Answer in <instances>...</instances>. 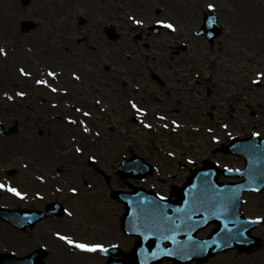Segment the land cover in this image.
Segmentation results:
<instances>
[{
  "label": "rangeland",
  "instance_id": "1",
  "mask_svg": "<svg viewBox=\"0 0 264 264\" xmlns=\"http://www.w3.org/2000/svg\"><path fill=\"white\" fill-rule=\"evenodd\" d=\"M179 1L186 3L182 12L172 10L168 0H30L26 5L20 0H0V31L4 32V36L6 32L2 39L7 52L4 58L13 65L11 69L0 67V93H9L10 97L15 94L17 97L11 105L8 104L12 103L10 99L0 95V123L6 127L13 123L18 126L17 132L12 135L0 134V184L5 185L0 189V206L42 209L46 203L58 201L64 207L62 216H49L22 232L0 220V230H9L7 238L0 239L1 253L21 256L44 247L48 252L45 264H105L108 260L102 252H82L67 245L57 238L56 233L59 232L79 243H99L105 249L119 247L124 257H130L135 239L122 233L120 226L125 205L110 197L111 190L125 188L128 182L136 183L116 177L115 170L122 157L135 153L151 161L159 160V164L167 155L177 154L188 155L196 165L216 161L220 167H242L241 157L215 152L220 142H214L213 137H226L225 132L231 131L237 137L255 133L264 138V0ZM209 4L214 5L211 10L217 14L223 28L213 46L196 35L202 14L210 10ZM134 20L142 23L136 24ZM2 21H6V26L2 25ZM23 21H32L36 27L23 31ZM157 21L171 23L175 30L164 28L158 35L147 34V27ZM107 25L115 26L121 35L118 40H106L102 29ZM142 32L145 37L142 36L139 42L135 37ZM44 35L57 43V51L48 52L47 58L55 63L54 69H49L61 70L62 74L54 81L59 85L57 92L62 98H55L47 87L39 88L37 92L46 95V101L60 102L65 106L56 108L49 105L46 113L36 110L22 113L28 107L22 101H28L31 95H17L24 92L17 83L28 76L32 79L45 76L47 66L34 61L36 48L32 44L34 37L42 40ZM86 35L92 37L91 43L102 49L105 57L82 56L77 47L85 41L82 38ZM67 39L71 45L67 44ZM12 43L17 48L14 52L8 50ZM167 44L171 45L164 49L159 46ZM180 45H185L187 51L174 54ZM159 56L164 59L157 61ZM171 58L174 60H169ZM21 59H26L23 69L30 73L28 76H22L19 71L22 67L15 65ZM99 64H110L111 74H119L116 77L120 83L117 85L119 97L115 98V104L106 105L103 101L104 111L99 105L87 109L91 117L85 119L88 123H84L83 127L103 134H100V140L86 143L77 135L78 127L82 125L78 121L80 112H77V107L70 112L76 120L75 124L69 123L70 128L63 126L61 123L66 122L60 118L72 108L69 105L74 95L84 94L92 104L99 91L88 81L72 83L69 87L63 86L62 82L67 77L71 78V74L87 78L84 73L98 71ZM134 68L147 87L139 91L142 99L137 102L147 111L142 116L146 123L130 122L131 117H140L129 104V100L136 101L138 98L122 97V93L131 92L128 88L120 89L121 79L133 77ZM188 68L190 74L185 72ZM149 70L166 72L169 76L167 86L160 89L151 81ZM8 77L11 84L6 81ZM180 77H190L185 85L189 93L188 106L186 99L177 93ZM256 79L260 81L257 87L253 85ZM46 80H50L48 75ZM183 82L182 78L179 84L183 86ZM15 86L18 88L16 93ZM110 88L113 89L112 85ZM209 88L213 90V95L207 97ZM118 99L120 103L116 102ZM240 102L239 110L236 105ZM211 106L220 107L221 120L217 116L209 121L207 113ZM158 116H164L168 121L164 123ZM169 119L176 123L168 124ZM222 123L227 125L224 131ZM144 124H151L152 127L146 128ZM165 124L168 126L164 127ZM55 125L61 126L72 145H65L57 155H46V163L41 164L40 169L53 179L50 186L30 183L24 176L23 151L19 147L29 137L35 144L29 146L31 151H39L41 146L38 145L51 138ZM75 139L80 152L73 146ZM90 157L109 176L108 182L87 164ZM10 169L16 172L9 175ZM158 176L157 172L154 173V178L147 180L145 186L157 188L160 184ZM167 180L172 181L170 177ZM9 187L16 188L23 198L9 192ZM73 188L75 193L71 191ZM242 199L240 209L244 215L264 218V188L259 193L246 192ZM101 205L104 207H99ZM98 210L103 212L97 213ZM211 228L206 227L198 235L204 237ZM252 233L260 238L259 247L245 253L229 250L204 263L190 264H264V222ZM160 264L173 263L162 261Z\"/></svg>",
  "mask_w": 264,
  "mask_h": 264
},
{
  "label": "water",
  "instance_id": "2",
  "mask_svg": "<svg viewBox=\"0 0 264 264\" xmlns=\"http://www.w3.org/2000/svg\"><path fill=\"white\" fill-rule=\"evenodd\" d=\"M216 20L213 11L204 15L198 31L210 42L221 31ZM26 25L27 29L34 26ZM106 33L112 39L118 37L113 27L107 28ZM14 129L15 126L10 131ZM0 131H3L2 125ZM226 151L244 157L245 167L241 172L220 171L214 166L196 169L183 187L173 191L172 197L167 199H160L142 187H136L133 192H113L112 197L119 198L126 205L121 221L123 232L138 236V239L131 260L110 258L106 264H159L163 259L173 260L175 264H188L192 260L204 262L227 249L247 251L257 247L259 238L252 236L250 231L264 220L244 217L239 212V205L242 191H260L264 187V139L256 135L234 139ZM149 167L141 158L133 157L131 161H122L117 174L143 179L151 174ZM131 169L135 170L129 173ZM220 174H233L243 179L236 183H219L216 178ZM51 205L53 210L47 205L44 211L0 207V218L22 230L26 226L32 227L49 214H61L63 208L58 203ZM212 222L216 224L213 232L204 239H198L195 233ZM165 242L168 245H164ZM105 253L109 257L120 255L117 249H108ZM46 256L43 248L23 257L0 253V264H44Z\"/></svg>",
  "mask_w": 264,
  "mask_h": 264
},
{
  "label": "bare ground",
  "instance_id": "3",
  "mask_svg": "<svg viewBox=\"0 0 264 264\" xmlns=\"http://www.w3.org/2000/svg\"><path fill=\"white\" fill-rule=\"evenodd\" d=\"M170 3V6L172 8V10L174 9L175 12H177L178 10L184 11L186 3L184 2H180L179 0H168ZM248 4V3H247ZM249 7V4H248ZM188 9V8H187ZM94 12V11H91ZM0 18H1V11H0ZM2 25L6 26V21H2ZM5 36H6V32H5ZM4 36V32L0 31V48H3L5 50V46L2 42V39L5 37ZM45 39H49L48 35H44ZM45 39H40V38H33L32 40H34V42L32 43L35 48H36V54L33 55V59L36 63L38 62H43L47 68L45 69V76H40L38 78L32 79L31 76H28L29 78H22L19 79V83H17L19 85V88L21 90H23L26 93H29L31 95L30 99L28 101L23 100V103H26L28 105L27 108L23 109V111H21L22 113H31L33 110H36L37 112H43L46 113V108L50 106H55L56 102L55 101H46V95L41 94L38 91L39 88H48L50 90V92L52 93L53 96H55V98H62L58 95V92H52L51 88L55 87L57 90L59 89V85L57 82H55L54 80L57 81L58 77L60 76L61 70H56L54 71L56 73L55 77H50V80H48L49 82V86L46 85H40L36 83V80L38 79H42V80H46V75L48 73V71H53L51 69H49V67H54L55 63L52 62L50 59L47 58L48 52L50 51H57L58 47H57V43L55 41H53L52 39H49V41L45 40ZM85 39V41H83V43L81 45H79V47H77V49L81 52L82 56L85 58H96V56H100V57H105V54L103 52L102 49H98L97 47L94 46V44L91 43L92 41V37L86 35L85 37L82 38V40ZM6 40H9L8 38H6ZM5 40V42H6ZM67 44H70V40L67 39ZM67 50H69V46H67L66 48ZM12 52L16 51L17 48L16 46L12 43L9 46V49ZM7 54V52H6ZM116 59L119 60V57H117L115 55ZM4 55H0V67L1 69H5V68H10L13 66L12 64H8L6 62V59L4 58ZM129 59H132L131 57H129ZM3 62H6V64L3 65ZM16 66H21L22 68H25L26 66V59H21L20 62L15 63ZM54 69V68H53ZM111 65H105V64H99L98 66V71L93 72V73H89V72H85L84 76H86L87 78H82L80 76L79 79H76L75 77L77 75L71 74V78H66V80H64L62 82L63 86H67L69 87L72 83L77 84L81 81H88L91 85L96 86L95 89H97L99 91V102L104 100V99H108L109 97V93H102L106 90H108L111 85L116 86L117 84V80L116 77L119 76V74L117 72H113V74H111ZM106 72H108V75H106ZM101 77L103 78L101 80ZM28 80L30 82H28ZM6 81L8 84H11L9 77L6 78ZM103 81V82H102ZM97 84H99V86L97 87ZM17 86H15L14 91L16 93L17 91ZM138 88H134V90L136 91ZM32 90H35L36 92H33ZM79 93H77V95L73 96V100L70 103V107H72L69 112L66 111L64 116L62 118H60V120L65 121L66 123H61L63 126H66L68 128H70L71 126L69 125V120H74V117L70 116V112L72 110H74L76 107L78 109H81L80 111V117H78V121L80 122V125L78 127L79 131L77 132L78 137H80L81 141H85L86 143H88L89 141H93V140H100V134H103L101 131H97V132H91V130L89 129L88 132H84L83 129V125L84 122H86V118H88L89 116H84V112H88L90 113V111H88L87 109L90 108H94L93 104H90V101L87 100L86 96H84V94H81L82 96L78 95ZM1 96L5 97L6 100H8L10 97L9 93L3 92L0 93ZM12 98L10 99L9 102L14 101V99L16 100L17 97H15L16 95L13 94L11 95ZM13 105L12 103H8ZM76 121V120H75ZM71 124V123H70ZM86 125V123H85ZM68 132H70V130H68ZM51 138H49V140L45 143H41V146L39 148V151L36 152H32L31 151V147L29 146H33L35 145L34 142H32L29 137L25 138L24 141L21 143L19 150L23 151L22 152V166L24 170V176H26V178L29 180L30 183H34V184H46V186H50L52 184V180L51 178H49L46 175V171H44L43 169H40V166L42 163H46V155H57L58 153H60V151L62 150V147H64L65 145H68L67 147L71 146L72 143L68 142V136L65 135L63 129H61L60 125H55V127L51 130ZM76 143V139L73 140V146ZM59 148V149H57ZM75 149H77V145H75ZM99 207H104V206H99ZM103 212V210H98L97 213H101ZM7 232H9V230H0V239H6L7 238ZM16 242H19V240H16Z\"/></svg>",
  "mask_w": 264,
  "mask_h": 264
},
{
  "label": "flooded vegetation",
  "instance_id": "4",
  "mask_svg": "<svg viewBox=\"0 0 264 264\" xmlns=\"http://www.w3.org/2000/svg\"><path fill=\"white\" fill-rule=\"evenodd\" d=\"M141 38V35H140ZM137 70V69H136ZM161 75L164 77L165 81L168 82V78L169 76L167 75L166 72L160 71ZM138 78H141L140 76H137ZM184 82H183V86L182 89L180 88L179 85V91H177V93H180L181 96H183L182 98H185L187 106H188V100H189V93H187V91L185 90L186 86L189 83V78L188 77H183ZM166 82V85H167ZM165 85H160V88L163 89ZM209 90V89H208ZM207 90V91H208ZM167 93L170 92L166 91ZM164 93V92H161ZM187 93L185 96L183 94ZM212 91L208 92V97L211 96ZM122 97H126V94H123ZM112 101L114 102L115 100L112 99ZM117 103H120V99H118L116 101ZM237 103V102H236ZM122 107V106H121ZM236 107H238V109H241V103H238L236 105ZM177 113H179V110L176 111ZM215 114H217V116H221V113L219 111V108L216 107H212V110H210V113H208V117H209V121L211 122L213 120V118L215 117ZM171 120V119H169ZM221 120V119H220ZM163 121H168L167 118H165ZM231 136L230 134H228V136H221L220 137V142H225L227 140V138ZM190 157L188 155H177V154H171V155H167L165 158L160 160V163L158 164L159 160H155V161H151L149 160L152 164L153 167L155 166L156 168V172L159 175H162L159 177V182H160V189L158 191V193L162 196H167L168 194H170V191L172 189V187L174 185L179 186L180 184L183 183V181L186 179V177L192 172L193 168H194V163L192 162L191 159H189ZM170 177L172 181H168L167 178ZM152 179V178H150Z\"/></svg>",
  "mask_w": 264,
  "mask_h": 264
},
{
  "label": "snow or ice",
  "instance_id": "5",
  "mask_svg": "<svg viewBox=\"0 0 264 264\" xmlns=\"http://www.w3.org/2000/svg\"><path fill=\"white\" fill-rule=\"evenodd\" d=\"M208 7L211 9V8L214 7V5L209 4ZM130 19H131V17H130ZM134 22H135L136 24H141V23H142V21H140V20H134ZM157 23H158V24H162L164 28L171 29V30H173V31L175 30V29H174V26H173L171 23H165V22H163V21H157ZM0 55H6V52H5V50H4L3 48H0ZM19 71H20V74H21L22 76H28V75H30V73H27L23 68H21ZM47 75L50 76V77H55V76H56V73H55L54 71H48ZM75 78H76V79H79L78 76H76ZM36 83H37V84H40V85H46V86H49V87H50L49 82H48L47 80L38 79V80H36ZM51 91H52V92H56L57 89H56L55 87H52V88H51ZM17 95H19V96H24L25 93H24V92H18ZM8 98L11 99L12 97H8ZM97 103H99V101H97ZM129 104L131 105V108L134 109L137 113H139V114H141V115H144V114H145V113H144V110H143L142 108L138 107L137 103H135V102H133V101L130 100V101H129ZM76 110H77V111H80V109H76ZM83 114H84V116H89V115H90V113H88V112H84ZM165 118H166V117H164V116H160V117H159V119H161V120H164ZM69 123H71V124H75L76 121L70 119V120H69ZM175 123H176V122L173 121V124H175ZM144 127H146V128H151L152 125H151V124H144ZM164 127H167V125L165 124ZM177 127H178V125H177ZM224 127L226 128L227 125H224ZM83 131H84V132H88L89 129H88L87 127H84ZM257 135H258V134H257ZM76 151H77V152H80L81 149H80V148H77ZM90 159H94V158H93V157H90ZM229 171H232V170L229 169ZM4 187H5L4 184H0V189H2V188H4ZM7 190H8L9 192H12V193L15 194L16 196L23 198V197L21 196V193H20L16 188L9 187ZM71 191H72L73 193H75V192H76V189L73 188V189H71ZM69 215H71V213H69ZM56 236H57V238H58L59 240L64 241L67 245L72 246V247H74V248H76V249H79V250L82 251V252L95 253V252H97V251H99V252H105V251H106V249L104 248V246H103L102 244H99V243H79V242H77V241L71 239V238H70L69 236H67V235H61L59 232L56 233Z\"/></svg>",
  "mask_w": 264,
  "mask_h": 264
}]
</instances>
